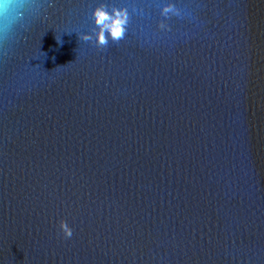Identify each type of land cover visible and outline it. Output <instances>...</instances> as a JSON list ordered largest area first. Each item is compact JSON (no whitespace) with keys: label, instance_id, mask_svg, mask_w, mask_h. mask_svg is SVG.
Wrapping results in <instances>:
<instances>
[{"label":"water","instance_id":"water-1","mask_svg":"<svg viewBox=\"0 0 264 264\" xmlns=\"http://www.w3.org/2000/svg\"><path fill=\"white\" fill-rule=\"evenodd\" d=\"M96 2L0 38V264H264V0H108L105 48Z\"/></svg>","mask_w":264,"mask_h":264},{"label":"clouds","instance_id":"clouds-1","mask_svg":"<svg viewBox=\"0 0 264 264\" xmlns=\"http://www.w3.org/2000/svg\"><path fill=\"white\" fill-rule=\"evenodd\" d=\"M29 0H0V38L12 32L14 26L22 21L25 13L30 9L26 6ZM140 17L146 15L144 7H133L131 12L127 4L108 2V0H97L91 9V25L86 31H77L79 39L83 42L91 43L98 48H105L109 41L119 42L126 33L132 14ZM160 15L165 19L171 16H181V9L177 8L172 0H162L160 5ZM161 29L167 26L161 22ZM60 41V37L57 38ZM61 229L66 238H71L73 231L66 221L61 222Z\"/></svg>","mask_w":264,"mask_h":264}]
</instances>
